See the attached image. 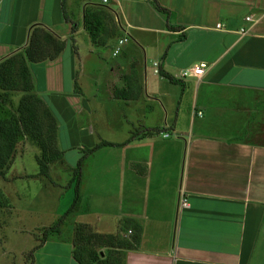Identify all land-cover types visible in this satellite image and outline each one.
Listing matches in <instances>:
<instances>
[{"label":"crops","instance_id":"0c3cea01","mask_svg":"<svg viewBox=\"0 0 264 264\" xmlns=\"http://www.w3.org/2000/svg\"><path fill=\"white\" fill-rule=\"evenodd\" d=\"M96 10L111 15L115 27H106L94 44L86 18ZM36 27L65 44L55 60L29 64L35 93L57 120L58 146L64 124L82 151L84 142L87 150L104 142L117 146L90 153L101 154L100 164L82 168L67 237L63 226L53 234L56 239L49 235L43 243L15 232L24 239L22 258L9 264H78L76 225L130 243L129 249H114L122 253L111 256L115 264H264V0H109L106 6L98 0H0V61L23 51ZM122 38L128 41L116 57L111 52L116 61L109 71L95 69L91 57L105 61L98 50L113 51ZM85 61L92 69L82 84L100 90L91 100L83 96L80 105L78 65ZM200 62L210 63L202 79L181 77ZM154 64L177 82L156 73ZM132 65L142 97L121 102L106 97L122 105L120 123L127 127L125 138L110 140L84 126L81 116H93V102H102L104 88L108 95L123 88ZM184 97L191 102L183 129ZM132 133L136 137L128 142ZM66 165L76 167L70 160ZM183 199L188 208H181ZM25 210L19 213L35 214ZM110 249L101 248L100 259Z\"/></svg>","mask_w":264,"mask_h":264},{"label":"rangeland","instance_id":"374dc122","mask_svg":"<svg viewBox=\"0 0 264 264\" xmlns=\"http://www.w3.org/2000/svg\"><path fill=\"white\" fill-rule=\"evenodd\" d=\"M193 47L191 46L189 48L193 49ZM98 51L105 56V61H103L102 59H98L99 57L98 55H96L95 57H91L93 59V61L91 62L96 65L95 69H101L104 72H108L109 64L113 61L115 62L116 58L112 56L111 49H99ZM193 52L194 51H192V53ZM197 55L198 52L196 51L195 56L197 57ZM206 64L209 65L210 63ZM80 66H82L83 71L79 74V78L81 80L78 83L79 90L82 89L81 91L82 93H84V95H81L82 98L80 101V105H82V103H85L83 101V96H88L87 99L91 100L90 98L92 96H95V92H97V90H100V88L96 89L95 91L93 84H82L81 77L87 75V72H89L88 70H91L92 68L88 65V62L85 61L84 64L78 65V72H80L81 70ZM149 73L151 74V70L150 72H148V75ZM106 92L107 90H105L104 88L99 94L100 101H102L101 103L92 101L94 106V109L92 110V112H94L93 116L89 118L88 116L86 117V113H84V115L81 116V122H86L84 126L89 125V127L94 128L95 130H97L98 134H102V136L106 137L107 139L111 140V138H113L117 140L122 139V137L125 138V129L127 127L120 123L122 105H118V103H115L113 100L110 102V99L106 97L112 96L113 98V94L111 91H109L111 95H108ZM0 95L2 96L1 91ZM176 96L177 94L175 95L174 100H177L179 102L181 98ZM178 96H180V94ZM21 97L22 93L20 92L8 93L6 98L2 97L1 99L6 100V102L0 105L1 117L8 118L9 116L16 115ZM185 97L184 99H182L183 111L180 117V125H182L181 128L183 129L187 127V117H185L187 116L186 109L191 102L190 99H187ZM174 106H176V104H174ZM65 121L66 120H64V123ZM72 123L69 124V126L74 128V126L77 125V122H75L73 126ZM64 127L66 129H70L67 128L66 124H64V126L62 125L61 136L63 142L62 144H59L58 150L63 153L62 157L64 159V163L62 162V158H60L53 163L47 164V168H45V170L49 169L47 177L44 178L40 175L41 167L39 168L37 164L38 158H40L41 156L40 151L26 137L18 138L15 152L9 165L0 173V264H9V261L15 258L17 261L21 260L22 258L20 253L22 242H19V240L24 241V239H18V235H16L15 232L18 233L21 231L22 233V231H25L30 235L31 243L33 241H36L37 243L42 239L43 231L48 230L49 228L54 226L56 223V219L63 217L72 206L75 194V184L70 182V177L72 179L71 171L73 170L66 169V162H68V160H70V162L73 161L74 165L76 166L80 158L88 152L87 148L89 144L88 142H84V145L87 146L85 147V151L78 149L76 145L79 146L83 144L78 145L72 142L69 138L70 131H64ZM115 128L118 130V132L114 131ZM119 128L124 129L123 134L121 133V131L119 132ZM93 141V143L96 144L98 139H95ZM71 146H75L76 148L74 149ZM100 156L101 154H97V157L95 156L92 158L91 154H88L82 162L81 174L82 168L85 164L88 165V169L92 164L93 166L97 167L100 164L98 159V157ZM60 162L61 164H58ZM78 205L79 202L75 209L78 207ZM22 209L34 211L35 214L31 216L30 214H24L22 212L19 213V211H21ZM75 209L71 213H73ZM68 216L63 219L64 221L60 226V229L62 226L65 227V230L63 232L64 239L67 237L69 228H72V222H70L71 218L68 221L66 220ZM74 228L73 237L75 240L74 242H76L77 238L74 236ZM50 237L52 240L56 239L55 235L53 234H50ZM94 238L92 237L91 244H95V246L97 247V251H100L103 246L109 245L110 243L108 240H105L102 242V244ZM117 242L119 243V246L127 243L119 240ZM32 251L28 252L25 255L27 263H29L32 258ZM106 252L107 251H105V253ZM119 254L121 255L122 253H118V255ZM118 255H116L115 258L118 259Z\"/></svg>","mask_w":264,"mask_h":264},{"label":"trees","instance_id":"16d2710c","mask_svg":"<svg viewBox=\"0 0 264 264\" xmlns=\"http://www.w3.org/2000/svg\"><path fill=\"white\" fill-rule=\"evenodd\" d=\"M154 6L160 12L168 14V11L159 7L155 1ZM109 25L115 27L111 15L103 10H96L95 13L87 16L86 29L94 44H97V38L105 33V28L109 27ZM102 46H104V44ZM64 47L65 44L63 41L55 38L44 29L36 27L31 31L28 45L23 51L0 61V91L2 93V96L0 95V105L6 102V100L1 98H6L8 93H22L17 114L9 116L8 118H3L0 115V173L9 165L19 137H26L40 151L41 156L38 158L37 164L39 168L41 167L40 175L44 178L47 177L49 173V169L45 170V168H47L46 165L62 158L63 153L58 150L57 144V120L45 102L35 93L29 64H38L55 60L64 50ZM158 73L170 83L174 84L177 82L160 67L158 68ZM122 80L125 86L123 88H114L113 98L119 101L139 100L142 97V85L139 78H137L135 65L130 67V73L124 75ZM162 132L165 131L148 130L145 133L161 134ZM131 135L128 142L136 137L134 133ZM115 146L117 145L100 143L93 149L88 150V152L80 158L72 171V179L70 181L75 184L72 206L63 217L56 220L54 226L43 231L40 243H43L50 234H59L60 226L64 221L63 219L77 206L80 199L81 165L86 156L99 148ZM74 230V236L77 239L76 242H74L75 240L73 237V258L78 264H115V260H112V262L110 260L111 256L118 255L114 249H129L132 247L130 243L124 244V247H118L114 237L98 236L92 233L91 229L86 225H76ZM92 237H95L94 239L99 243L105 240L110 242L109 245L103 246L111 248L104 260L100 259V253L96 250L97 247L95 244H91ZM131 240L132 243L136 244L138 237L133 236ZM34 250L31 252V257L33 256Z\"/></svg>","mask_w":264,"mask_h":264},{"label":"built area","instance_id":"2783aa9c","mask_svg":"<svg viewBox=\"0 0 264 264\" xmlns=\"http://www.w3.org/2000/svg\"><path fill=\"white\" fill-rule=\"evenodd\" d=\"M98 3L102 6H106L109 4V0H98ZM248 21H253V19L251 17L247 18ZM217 28L219 29L220 26H217ZM241 34H245V30H241L240 31ZM128 41L127 38H122L118 40L117 46L113 49L112 53L113 56L116 57L117 55H119V53L121 52V47ZM154 66L156 67L155 72L158 73V69L159 66L158 64H154ZM208 70V65L204 62H200V63H196L194 65H192L190 68L184 70L181 74V77L183 79L186 78H194L197 80H200L203 78V76L206 74ZM164 138H168L169 136L166 134H163ZM181 208H188V203L185 199H183L180 203Z\"/></svg>","mask_w":264,"mask_h":264}]
</instances>
